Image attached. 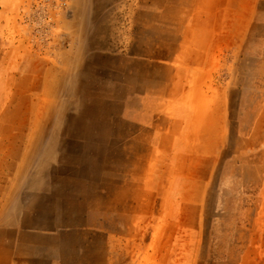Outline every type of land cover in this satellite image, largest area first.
I'll return each instance as SVG.
<instances>
[{"label":"rangeland","instance_id":"374dc122","mask_svg":"<svg viewBox=\"0 0 264 264\" xmlns=\"http://www.w3.org/2000/svg\"><path fill=\"white\" fill-rule=\"evenodd\" d=\"M0 264H264V0H0Z\"/></svg>","mask_w":264,"mask_h":264}]
</instances>
